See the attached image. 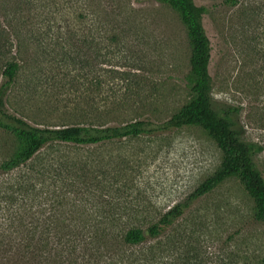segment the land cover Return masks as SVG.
Returning a JSON list of instances; mask_svg holds the SVG:
<instances>
[{
  "label": "rangeland",
  "instance_id": "rangeland-1",
  "mask_svg": "<svg viewBox=\"0 0 264 264\" xmlns=\"http://www.w3.org/2000/svg\"><path fill=\"white\" fill-rule=\"evenodd\" d=\"M194 2L208 9L214 104L238 109L244 140L263 149L264 175V0ZM189 59L179 14L158 0H0V85L17 61L7 110L35 126L166 122L191 98ZM17 146L0 130V264H264V222L235 178L157 239L124 243L126 230L156 224L220 165L200 128L52 143L5 173ZM60 169L74 179L65 184Z\"/></svg>",
  "mask_w": 264,
  "mask_h": 264
},
{
  "label": "trees",
  "instance_id": "trees-1",
  "mask_svg": "<svg viewBox=\"0 0 264 264\" xmlns=\"http://www.w3.org/2000/svg\"><path fill=\"white\" fill-rule=\"evenodd\" d=\"M158 1L167 4L179 14L187 30L190 46V71L185 83L191 98L166 122L136 120L125 125L101 127L92 125L39 127L7 110L9 92L18 72L21 71L17 61H7L2 73L3 82L0 85V130L11 135L18 145L15 153L1 163V170L5 173L25 166L44 147L52 143L96 145L185 127L200 128L216 143L222 154V160L217 169L194 190L187 201L176 205L156 224L146 230L140 227H131L126 230L123 240L131 246L140 245L149 238L157 239L181 218L185 209L195 200L211 193L231 178L238 179L243 184L254 200L255 219L264 222V175L255 160L263 149L256 143L244 140L243 132L234 119L237 108H218L214 104V84L210 73L212 45L203 23L208 9L205 6H198L194 0ZM19 31H16V35L21 38ZM7 36L10 39L9 33ZM10 47L11 44L9 49ZM46 170L47 173H52L51 170ZM59 171L60 179L63 173L66 175L65 184L74 179V172L70 174L65 169ZM88 175L83 173L79 177L89 181L91 179ZM96 178L97 176L94 179ZM20 184L24 185V183ZM91 185H93L92 182ZM151 256H155V253ZM72 260L74 261V258Z\"/></svg>",
  "mask_w": 264,
  "mask_h": 264
}]
</instances>
